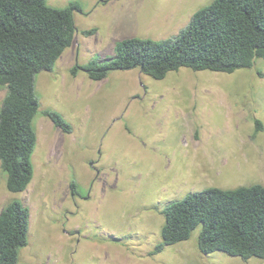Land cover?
<instances>
[{
    "label": "rangeland",
    "instance_id": "1",
    "mask_svg": "<svg viewBox=\"0 0 264 264\" xmlns=\"http://www.w3.org/2000/svg\"><path fill=\"white\" fill-rule=\"evenodd\" d=\"M74 1L48 0L55 7ZM77 1L73 46L36 77L35 174L25 191L7 188L0 162V211L14 199L31 211L19 264H264L203 253V224L150 255L171 202L212 186L264 185V58L232 73L181 67L156 79L136 67L102 82L82 69L74 76L72 66L113 55L122 38L176 36L213 2ZM6 93L0 84V108ZM48 109L61 112L72 132L57 127Z\"/></svg>",
    "mask_w": 264,
    "mask_h": 264
},
{
    "label": "trees",
    "instance_id": "2",
    "mask_svg": "<svg viewBox=\"0 0 264 264\" xmlns=\"http://www.w3.org/2000/svg\"><path fill=\"white\" fill-rule=\"evenodd\" d=\"M75 10L82 11L79 1L55 7L48 0H0V84L7 87L0 108V162L12 192L25 191L34 178L32 156L38 142L34 119L40 108L36 77L53 70L73 46ZM257 58H264V0H213L197 10L176 36L122 38L113 55L77 63L72 73L82 69L100 81L114 70L140 67L163 79L181 67L232 73L253 67ZM45 114L65 133L72 132L73 126L61 112L48 109ZM72 190L78 194L76 183ZM164 213L163 240L150 255L188 240L203 224L198 241L203 253L221 250L245 260L264 259L262 184L207 187L171 202ZM30 218V208L20 199L0 211V264H19L20 249L29 243Z\"/></svg>",
    "mask_w": 264,
    "mask_h": 264
},
{
    "label": "crops",
    "instance_id": "3",
    "mask_svg": "<svg viewBox=\"0 0 264 264\" xmlns=\"http://www.w3.org/2000/svg\"><path fill=\"white\" fill-rule=\"evenodd\" d=\"M76 1H77V0H76ZM106 1H107V0H106ZM125 1H128V0H125ZM129 1H132V0H129ZM132 17H134L133 14H132ZM82 65H83V64H82ZM72 68H73V66H72ZM71 70H72V69H71ZM42 72H43V71H42ZM141 72H142V70H141ZM77 74H78V73H77ZM77 74H76V75H77ZM76 75H74V76H76ZM90 79H91V78H90ZM105 79H106V78H105ZM92 80H93V79H92ZM94 81H95V80H94ZM102 81H104V79H103V80H100V81H98V82H102ZM64 133H65V132H64ZM153 256H154V255H153Z\"/></svg>",
    "mask_w": 264,
    "mask_h": 264
}]
</instances>
